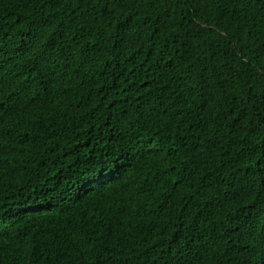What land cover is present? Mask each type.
Returning a JSON list of instances; mask_svg holds the SVG:
<instances>
[{
  "label": "trees",
  "instance_id": "obj_1",
  "mask_svg": "<svg viewBox=\"0 0 264 264\" xmlns=\"http://www.w3.org/2000/svg\"><path fill=\"white\" fill-rule=\"evenodd\" d=\"M0 264H264V0H0Z\"/></svg>",
  "mask_w": 264,
  "mask_h": 264
}]
</instances>
